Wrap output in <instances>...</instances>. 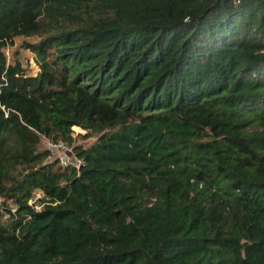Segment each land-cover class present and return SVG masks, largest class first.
<instances>
[{"label": "trees", "instance_id": "1", "mask_svg": "<svg viewBox=\"0 0 264 264\" xmlns=\"http://www.w3.org/2000/svg\"><path fill=\"white\" fill-rule=\"evenodd\" d=\"M0 264H264V0H0Z\"/></svg>", "mask_w": 264, "mask_h": 264}, {"label": "rangeland", "instance_id": "2", "mask_svg": "<svg viewBox=\"0 0 264 264\" xmlns=\"http://www.w3.org/2000/svg\"><path fill=\"white\" fill-rule=\"evenodd\" d=\"M36 39L37 38L35 36L15 37L13 45L4 49L7 61L10 62L13 59L18 60L21 65L27 70V73L29 75H34L37 72V66L34 63L33 54L29 50L23 48L21 44L24 40L33 42ZM72 132V138L74 141L73 144H81L83 146H86L95 139V135H90L83 139L80 138L78 134L84 135L85 131L78 128L77 126L72 127Z\"/></svg>", "mask_w": 264, "mask_h": 264}, {"label": "built area", "instance_id": "3", "mask_svg": "<svg viewBox=\"0 0 264 264\" xmlns=\"http://www.w3.org/2000/svg\"><path fill=\"white\" fill-rule=\"evenodd\" d=\"M41 143L43 148L48 151V157L56 160L57 164L61 167L73 166L75 169H78V167L83 164V161L74 155L71 147L66 145V143L62 141H52L44 135H41ZM38 197L39 194L35 193L28 201L35 209L39 208L34 205Z\"/></svg>", "mask_w": 264, "mask_h": 264}, {"label": "bare ground", "instance_id": "4", "mask_svg": "<svg viewBox=\"0 0 264 264\" xmlns=\"http://www.w3.org/2000/svg\"><path fill=\"white\" fill-rule=\"evenodd\" d=\"M75 128V127H74Z\"/></svg>", "mask_w": 264, "mask_h": 264}]
</instances>
